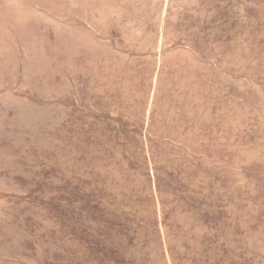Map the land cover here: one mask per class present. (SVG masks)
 Here are the masks:
<instances>
[{"label": "rangeland", "instance_id": "374dc122", "mask_svg": "<svg viewBox=\"0 0 264 264\" xmlns=\"http://www.w3.org/2000/svg\"><path fill=\"white\" fill-rule=\"evenodd\" d=\"M0 264H264V0H0Z\"/></svg>", "mask_w": 264, "mask_h": 264}]
</instances>
